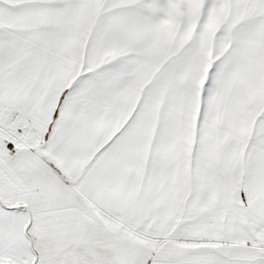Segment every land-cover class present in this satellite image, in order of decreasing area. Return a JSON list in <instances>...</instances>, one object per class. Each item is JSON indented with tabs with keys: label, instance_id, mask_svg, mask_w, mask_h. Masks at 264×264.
<instances>
[{
	"label": "snow or ice",
	"instance_id": "6c2138e0",
	"mask_svg": "<svg viewBox=\"0 0 264 264\" xmlns=\"http://www.w3.org/2000/svg\"><path fill=\"white\" fill-rule=\"evenodd\" d=\"M0 264H264V0H0Z\"/></svg>",
	"mask_w": 264,
	"mask_h": 264
}]
</instances>
